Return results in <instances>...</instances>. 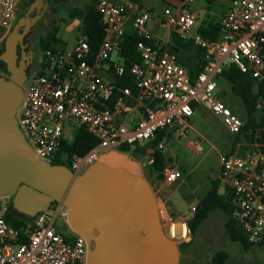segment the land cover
I'll use <instances>...</instances> for the list:
<instances>
[{"label":"built area","instance_id":"1","mask_svg":"<svg viewBox=\"0 0 264 264\" xmlns=\"http://www.w3.org/2000/svg\"><path fill=\"white\" fill-rule=\"evenodd\" d=\"M21 1L0 0L1 31L14 26ZM96 11L104 30L97 52L93 55L83 38L71 49L47 51L41 57L42 67L27 76L23 85L15 120L37 161L51 165L65 138L66 123L85 129L98 141L87 154L73 159L68 168L75 175L122 145H147L158 132L176 127L178 136L184 137L199 105L220 119L228 133H240L242 121L214 96L216 79L228 64L255 79L264 78V0H233L220 21L216 40L192 33L194 13L184 7L164 8L161 27L202 50L205 63L193 83L176 56L146 29L149 14L138 5L127 0H98ZM129 18L131 32L139 38L136 50L142 62L126 69L123 64L109 62L126 34L124 24ZM126 73L135 93L117 86ZM256 109L264 111V97L257 101ZM243 145L249 146L245 141ZM263 147L254 143L247 155L221 157L219 179L229 193L232 219L248 243L264 252ZM163 148L160 142L150 151L147 165L154 164V151ZM162 174L168 185L180 178L169 167ZM156 201L162 229L175 240V220L168 208ZM0 202V264H86L89 246L85 238L54 227L56 220L67 223L62 205L53 203L46 212L36 214L26 232L27 241L20 243L19 233L4 219L9 198ZM188 234L182 222V238Z\"/></svg>","mask_w":264,"mask_h":264},{"label":"water","instance_id":"2","mask_svg":"<svg viewBox=\"0 0 264 264\" xmlns=\"http://www.w3.org/2000/svg\"><path fill=\"white\" fill-rule=\"evenodd\" d=\"M43 0L19 17L4 39L0 68V199L7 213L29 221L53 203L62 205L67 226L88 243L86 264H180L177 244L164 233L157 201L141 166L130 156L108 151L83 174L37 161L17 127L15 112L27 79L19 60L21 28ZM44 8L46 5L43 6Z\"/></svg>","mask_w":264,"mask_h":264},{"label":"trees","instance_id":"3","mask_svg":"<svg viewBox=\"0 0 264 264\" xmlns=\"http://www.w3.org/2000/svg\"><path fill=\"white\" fill-rule=\"evenodd\" d=\"M32 1L33 0H30V2ZM66 1L67 0H51V2L55 5L63 4ZM127 1H130L141 8L142 0ZM96 4L97 1L93 0L83 7H71L68 9V17L70 19H76L80 22L78 30L80 38H83L88 43L93 55L97 52L104 37L103 25L101 17L96 11ZM21 5L22 1L20 6ZM53 11L55 12L54 9ZM18 16L17 19L19 18ZM57 33L58 27L54 25L48 29L47 34L39 40L38 48L41 57L47 51H55L63 48L64 44L57 37ZM199 34L206 39L216 40L220 36V26L215 24L208 28H201L199 30ZM138 41V36L132 32H126L121 41L117 52L123 59V66L126 69L133 64L140 65L142 62L141 57L136 50V44ZM167 48L176 56L177 62L186 70L191 82L193 83L205 63L202 50L193 45L192 42L181 40L177 35L174 37V45L172 47L168 46ZM182 51H188L190 53V58L188 60L181 57ZM261 54L264 60V44ZM39 66L42 67V62L39 63ZM39 73L42 72L39 70ZM27 76L29 75L27 74ZM217 79L223 81L226 85H229L231 94L238 98L244 107L246 119L242 122L240 133L236 134L235 143H240L241 141L247 142L249 146L244 147V151L251 150V146L254 143L264 146V111H262L263 115L260 119L255 117L257 112V101L264 97V78L255 79L250 74L241 73L234 64H228ZM117 86L119 88L129 87L132 89V92L135 93L133 83L127 73L118 81ZM224 94L225 93L222 95ZM164 134L165 131L158 132L154 140L143 147L133 148L131 146L122 145L118 147L117 151L126 155L133 153L137 156L149 157L150 151L154 150L162 141ZM97 143L98 141L87 133L85 129L77 127L71 139H62L58 151L53 156L51 165L64 166L68 168L75 157L84 156L92 148H94ZM242 151L239 155H244ZM262 151H264V148ZM153 156L154 164L150 166L149 170L152 174H156L157 179H161L167 160L162 150H155ZM219 182L212 183L205 195L199 199L194 214L185 221L187 229L193 236L202 222L208 218L210 213L214 211H222L227 216L225 230L229 240L232 243L240 245L243 250L248 251L253 246L249 244L244 237L239 224L232 219L229 193L227 190L225 193L219 192ZM10 202L11 198L9 199V204ZM4 219L19 233V242L25 243L27 241L26 232L32 228V220H21L20 218L12 216L7 212L4 215ZM228 258L229 256L226 252L219 251L212 257L211 263L226 264Z\"/></svg>","mask_w":264,"mask_h":264},{"label":"rangeland","instance_id":"4","mask_svg":"<svg viewBox=\"0 0 264 264\" xmlns=\"http://www.w3.org/2000/svg\"><path fill=\"white\" fill-rule=\"evenodd\" d=\"M87 1L88 0H67L63 4L55 5L51 0H47L44 16L33 27L28 39L29 48L32 50L35 58V63L28 72L29 76L36 73L39 69V63L41 62V55L38 48L39 39L44 37L48 29L55 24L60 26L59 37L61 38L75 31L80 25V22L68 17V9L71 7H81ZM28 2H30V0H22V5L19 8L18 14L22 12ZM157 31L158 36H163L162 30L158 29ZM8 32L0 30V48L2 47V40ZM115 55V53L112 54V60L119 64H123L122 61L116 60ZM223 93L225 94L222 95ZM219 95L225 97L226 100L231 103L234 109L230 108L232 112L244 122L246 116L242 103L231 94L229 85H226L221 80L218 81L217 89L214 93L215 98H218ZM262 115L263 112L257 110L255 117L260 119ZM189 125L190 128L183 140L176 137L167 143L164 149L166 156L171 159L172 163L178 164L181 170H184L185 173L190 175L188 181L184 183L181 190L174 192L171 197V204L181 215H189L188 207L190 208L191 205L197 203V197L204 196L212 183L220 181V158L231 154L236 141V135L228 133L223 127L220 119L213 116L204 105H199L197 107L193 116L190 118ZM65 128H67L64 134L65 138L71 139L76 128L69 123L65 124ZM188 143H191L194 149L189 147L187 145ZM128 156L141 166L143 176L150 183L155 198L158 200L157 186L146 164V157L137 156L133 153H129ZM84 172L85 171H83V173ZM219 183L220 193H225L226 190L224 186L221 182ZM190 195H192V198ZM185 196L189 197V199L185 200ZM226 221L227 216L224 212L214 211L210 213L208 218L199 226L196 233L193 236L191 234L188 235L185 250L182 251V254H187L189 257L182 258L179 263L212 264V257L219 251L228 254L229 258L226 264H234L240 261V257L243 255L250 257L254 262H263L264 252L262 250L255 249L256 251L254 250L255 254L253 255V252L249 250L245 251L240 245L232 243L229 240L225 230ZM175 223V240H180L182 237L181 221L177 220ZM54 227L61 231L63 227L68 228L67 223L65 225L63 220H56ZM248 257H246V259Z\"/></svg>","mask_w":264,"mask_h":264},{"label":"crops","instance_id":"5","mask_svg":"<svg viewBox=\"0 0 264 264\" xmlns=\"http://www.w3.org/2000/svg\"><path fill=\"white\" fill-rule=\"evenodd\" d=\"M92 1L93 0H88L83 6L89 4ZM96 1H98V0H96ZM114 1H121V0H114ZM185 1L186 0H142L140 9L149 14V20L146 24V29L153 36H155L157 41L166 45V47H168V46L172 47L174 45V37L176 36V34H173V33L168 34L161 27V20H162V14H163L164 8H166V7H173V8L184 7L188 11L194 13L195 17H196V22H195V25L192 29V33H194V34L198 33L199 34V30L201 28H208V27L215 25V24L220 26V21L223 18V16L226 14V12L229 10L233 0H192L191 3H186ZM83 6H81V7H83ZM55 26L58 27L57 37L64 44L63 45L64 49H71L76 44V42L80 39V35L78 32L80 25L76 28L75 31L68 33L63 38L59 37L60 26H58L57 24H55ZM124 28H125L126 32H131L132 28H131V19L130 18L125 22ZM158 29L162 30L163 36H158V31H157ZM115 54H116L115 55L116 60L123 62V59L120 57L118 52H115ZM181 57L185 60L186 59L188 60L190 58V53L188 51H182ZM109 63L119 64L118 62L112 60V56H111V60ZM106 67H109V65ZM218 81H220V80L216 79V83H218ZM219 97H220V99H219ZM219 97L217 98L218 100L222 101L225 105H227L231 109H233L231 103L228 100H226L225 97H221L220 95H219ZM230 101H232V100H230ZM197 107H196V109H197ZM176 130H177L176 127H174L173 129L165 131L164 137H163L161 142L164 144V148L162 151H163L165 158L167 160V164L165 167H169L173 171L178 172L180 174V178L178 180H176L174 183L168 185L164 182L163 174L161 175V179H157L156 174H152L151 172L150 173L152 174V177L155 180V184L157 186L158 200L168 208V210L172 214L175 222L177 220L181 221V226H182V222L185 223V221L187 219H189L190 217H192V215L194 214L195 208L197 207L199 199L201 197H197L198 199H197L196 204L191 205L190 208L188 207L189 215L179 214L176 211V209L173 207V205L171 204V197H172L173 193L181 190L182 186L184 185V183L186 181H188L189 176H190L187 173H185L184 170H181L180 166L178 164H173L171 159H169L164 152V149H165V146L167 143H169L170 141H172L176 137L180 140H183V138L185 137V136L179 137ZM187 145L189 147H191L192 149H194V146L191 143H188ZM244 147H247V146L243 145V141H241L240 143H235V146L233 147L230 155L241 153L242 150H243L242 152L244 155L249 154L251 150L244 151L245 150ZM244 155H241V156H244ZM145 159H146V164H147L149 157H146ZM148 168H150L149 165H148ZM219 192H221V190H219ZM190 197L192 198V195H190ZM184 199L188 200L189 197L185 196ZM192 209H194V210H192ZM175 225H176V223L174 224V230H175ZM166 231H167V229H166ZM166 231H165V234L167 235L168 231H167V233H166ZM187 231L189 232L188 229H187ZM189 234H190V232H189ZM188 235L185 238L181 237L180 240H173L179 248L180 260L184 257H186V258L189 257L187 254L186 255L182 254L183 253L182 251L185 250L186 242L188 240ZM255 249H258V248L252 247L249 251L253 252L252 254L254 255ZM246 257H248V256L243 255L242 257H240V261L235 262L234 264H264V261L263 262L262 261H255L254 262L253 260H251L250 257H248L247 259H246Z\"/></svg>","mask_w":264,"mask_h":264},{"label":"flooded vegetation","instance_id":"6","mask_svg":"<svg viewBox=\"0 0 264 264\" xmlns=\"http://www.w3.org/2000/svg\"><path fill=\"white\" fill-rule=\"evenodd\" d=\"M36 0H33L32 2H29L26 7L22 10V12L19 14L18 17H22L30 8L31 6L35 3ZM42 5H47V0H43ZM41 7L39 12L34 9L30 14H29V19H33L35 17H38L37 20L27 29L21 28L20 33H21V40L19 42V51L17 53V57L19 60L23 59L24 62L26 63V75L28 74L30 68L34 65L35 63V58L33 56L32 50L29 48V36L30 32L33 29V27L36 25V23L44 16V12L46 7ZM6 37V36H5ZM4 37V39H5ZM43 38V37H41ZM40 38V39H41ZM4 39L2 40V47L0 48V52L4 49ZM39 39V40H40ZM0 76L2 77H8L9 73L6 71L5 68H0ZM9 203V202H8ZM62 232L67 233L68 228L63 227Z\"/></svg>","mask_w":264,"mask_h":264}]
</instances>
